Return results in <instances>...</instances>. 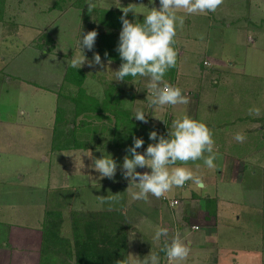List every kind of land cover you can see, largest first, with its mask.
<instances>
[{
    "label": "crops",
    "instance_id": "obj_1",
    "mask_svg": "<svg viewBox=\"0 0 264 264\" xmlns=\"http://www.w3.org/2000/svg\"><path fill=\"white\" fill-rule=\"evenodd\" d=\"M57 1L61 0H4L0 264L41 263L43 225L50 208L61 211L71 235L73 213L112 214L128 229V260L141 264L150 253L158 255L159 264H168L162 250L165 238L154 239L158 227L169 229V241L179 232L189 246V255L175 264H260L264 259V146L258 145L257 150L263 156L253 147L254 134L264 136V121L249 110L259 108L260 114L264 110V48L258 46L264 44V0H224L207 14L179 11L184 24L177 27L175 37L177 64L165 80L179 86L190 102L156 108L148 100L149 77L114 79L122 61L107 38L115 33L112 39L119 40L122 29V9L115 4L135 3L146 14L160 6L159 0L155 5L152 0H96L91 13L87 5L69 2L60 8ZM113 11L115 16L110 14ZM128 18L142 22L144 17L130 12ZM201 27L209 29L206 34L193 31ZM212 28L224 30V36L216 37L215 48L208 44ZM91 30H97L98 36L89 51L81 48L80 41ZM43 31L55 39L53 52L31 43ZM240 32L246 36L244 41ZM226 43L234 45L230 53L221 49ZM242 44L251 51L242 54L238 50ZM97 52L103 65L89 67L86 62L81 67L87 73L82 84L85 92L76 94L79 85L65 79L72 56L92 60ZM58 106L62 120L56 122ZM138 110L144 111L147 122L136 120ZM185 114L211 129L218 152L216 168H207L203 160L188 162L186 167L202 177V185L189 181L184 187H173L168 193L179 198L176 205L151 194L147 202L134 200L132 193L139 189L135 182L130 186V178L124 179L122 172L133 138H143L144 145L137 151L146 152L153 143L152 130L167 136L173 120ZM238 132L246 136L243 143L234 139ZM30 144L38 146V152ZM105 154L118 164L115 179H101L91 167L94 158ZM34 161L35 176L42 174L38 181L30 176ZM137 171L150 169L138 166Z\"/></svg>",
    "mask_w": 264,
    "mask_h": 264
},
{
    "label": "clouds",
    "instance_id": "obj_2",
    "mask_svg": "<svg viewBox=\"0 0 264 264\" xmlns=\"http://www.w3.org/2000/svg\"><path fill=\"white\" fill-rule=\"evenodd\" d=\"M224 0H159V7H151L146 14L139 12L135 3L126 7L115 4L122 9L120 20L122 29L119 34L117 51L122 63L115 71V80L123 82L127 77H149L147 84L149 104L154 108L165 105H187L189 97L183 94V90L165 80L167 71L177 64L178 51L174 47L177 35V27H183L184 19L178 15L184 11L189 15L207 14L215 12ZM155 5V0H152ZM86 5L91 13L97 6L96 0H87ZM138 16L143 14V21H133L128 18L129 13ZM97 30L82 34L80 46L91 51L94 48ZM107 56L108 54L105 53ZM87 62L89 67L103 65L100 54H94L92 60H87L85 55L78 56L74 53L69 66L80 69ZM134 82V81H133ZM135 83V82H134ZM250 115L259 116V108L249 110ZM134 117L141 122H147L143 110H138ZM149 139L153 141L146 152L137 149L144 145L143 138L134 137L133 145L127 149L129 155H125L122 164L124 179L130 178V186L135 182L139 191L132 193L134 200L147 202L149 194L157 199L167 198L166 194L173 187H184L191 181L195 185H202V177L191 168L186 167L188 162L203 160L209 169H215L214 161L218 157L215 150L213 133L206 123L196 120L185 114L181 118L173 120L167 136L152 130ZM234 139L243 143L246 136L243 132L236 133ZM207 153V155H205ZM89 157L92 153L87 154ZM147 166L150 171L140 172L137 167ZM100 174V178L115 179L118 164L110 155L94 158L91 165ZM199 165H197V168ZM129 186V187H130ZM167 227H158L155 230L154 239L165 238L162 249L167 256L168 264H175L189 255V246L176 232L170 239ZM117 264H120L117 261ZM128 264H141L139 261L129 260ZM142 264H159L157 254L150 253L145 256Z\"/></svg>",
    "mask_w": 264,
    "mask_h": 264
},
{
    "label": "trees",
    "instance_id": "obj_3",
    "mask_svg": "<svg viewBox=\"0 0 264 264\" xmlns=\"http://www.w3.org/2000/svg\"><path fill=\"white\" fill-rule=\"evenodd\" d=\"M71 3L78 7H86L85 0H72ZM57 4L60 8L64 6L62 1H57ZM3 5L4 0H0V19L3 18ZM110 14L116 15L114 11ZM114 35L117 34L112 33L107 38V43H111L110 46L117 51L119 40L112 39ZM40 39L37 47L43 48L45 41L41 42ZM45 39L51 43L49 50H53L55 40L49 35ZM86 76L82 68L75 69L69 66L65 79L77 83L78 93H81V91L85 92L82 84ZM60 110L62 109L59 107L56 122L62 120L59 115ZM59 213L62 214L58 209H47L43 225L44 237L40 264L48 262H51L49 264H117V261L120 264H128L129 233L119 219L107 212L78 211L72 215V235H63L64 215ZM47 254L50 256L43 260Z\"/></svg>",
    "mask_w": 264,
    "mask_h": 264
},
{
    "label": "rangeland",
    "instance_id": "obj_4",
    "mask_svg": "<svg viewBox=\"0 0 264 264\" xmlns=\"http://www.w3.org/2000/svg\"><path fill=\"white\" fill-rule=\"evenodd\" d=\"M62 1V3H63V5H66V4H68L69 2H71L72 0H66V1H63V0H61ZM219 26L220 27H222V25L221 24H219ZM205 29V27H201V28H199V29H193V31L194 32H200V33H202V34H206V32L209 30V29H206V30H204ZM223 31L224 30H221V28L219 29V28H212L211 29V32H212V34H213V39H212V41H209L208 42V44H209V47H211V48H215L218 44H217V41H216V37H222V36H224V33H223ZM226 33H227V31H226ZM221 34V35H220ZM243 38H242V40L244 41V39H245V34L244 33H242V32H240L239 33ZM47 35H50L49 33H47V32H45V31H43V32H39L38 34H37V37H35L33 40H31V43L32 44H34L35 46H37V43L39 42V39H40V41L41 42H44V46H43V48H41V49H47L48 51H50V52H53V50H49V46L51 45V43H49V42H47L46 41V37H47ZM108 36V35H107ZM55 40V39H54ZM102 41V40H101ZM206 42V41H205ZM247 42V41H246ZM258 44H259V42H257ZM251 46H255V45H251ZM259 47H263L264 48V44H262V45H258ZM233 47H234V45L233 44H231V43H226V44H224L222 47H221V49H222V51L224 50L225 52H231V50L233 49ZM246 47V45H239V48H238V50L242 53V54H246V53H248V52H250L251 51V47L250 46H247V48H245ZM257 48V49H260V48ZM39 48V47H38ZM54 48H55V44H54ZM101 49V48H100ZM217 50H218V47L216 48ZM251 55V54H250ZM86 72V71H85ZM86 75H87V73H86ZM87 77V76H86ZM86 77H85V79H86ZM79 88V87H78ZM85 89V88H84ZM78 91H79V89H78ZM81 92H83V91H81ZM76 94H79V93H76ZM96 103V102H95ZM95 103H92V104H95ZM60 106H58L57 107V111H58V108H59ZM61 108V107H60ZM62 109V108H61ZM57 111H56V113H57ZM61 111V110H60ZM263 114V117H260V115H262ZM262 114H260L258 117L257 116H255V117H257V119L258 120H260V121H264V110H263V112H262ZM59 115H60V112H59ZM65 118V117H64ZM28 122H29V120H27ZM23 126H24V129H28V130H35V127L34 126H29V125H22V126H20V127H22V129H23ZM254 138H255V140H256V142H255V145H254V147H253V150H254V153H257L258 155H260V156H263L262 155V153L261 152H257V150H260L261 148L260 147H258V145H260V146H264V145H262L263 143H264V136H260V135H257V134H254ZM258 143V144H257ZM30 149L31 150H33V151H37L38 152V146H32L31 144H30ZM36 163H37V161H34L33 162V165L31 166V169H30V176L32 175V176H35V171L37 170V168H35L36 167ZM43 172V171H42ZM42 175V174H41ZM41 175L38 177V176H35V178H38L36 181H38V180H40V177H41ZM44 176H45V174H44ZM32 178V177H31ZM66 205H68V203H65ZM69 217H70V214H69ZM68 221V220H67ZM196 227V226H195ZM62 234L63 235H70L71 234V230H70V228H69V226H68V224L66 225L65 223L62 225ZM46 243H48V242H46ZM263 250H264V248H263ZM50 255L49 254H47L46 255V257H44L43 258V260H45V259H47L48 257H49ZM56 260H58V259H56ZM255 260V262L257 261V260H259L257 257H256V259H254ZM261 262L264 264V259L263 258H260V264H261ZM49 263H51V262H48L47 264H49Z\"/></svg>",
    "mask_w": 264,
    "mask_h": 264
},
{
    "label": "built area",
    "instance_id": "obj_5",
    "mask_svg": "<svg viewBox=\"0 0 264 264\" xmlns=\"http://www.w3.org/2000/svg\"><path fill=\"white\" fill-rule=\"evenodd\" d=\"M188 184V182L184 185L186 186ZM166 197L167 198H162V200L168 202L169 204L171 205H176L179 203V198L178 197H175V196H171L169 193L166 194ZM196 225H194L195 227Z\"/></svg>",
    "mask_w": 264,
    "mask_h": 264
}]
</instances>
